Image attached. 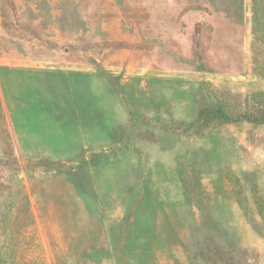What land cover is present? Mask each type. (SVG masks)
Returning <instances> with one entry per match:
<instances>
[{"label": "rangeland", "instance_id": "374dc122", "mask_svg": "<svg viewBox=\"0 0 264 264\" xmlns=\"http://www.w3.org/2000/svg\"><path fill=\"white\" fill-rule=\"evenodd\" d=\"M208 105L264 113V0H0V264H264V122Z\"/></svg>", "mask_w": 264, "mask_h": 264}, {"label": "trees", "instance_id": "16d2710c", "mask_svg": "<svg viewBox=\"0 0 264 264\" xmlns=\"http://www.w3.org/2000/svg\"><path fill=\"white\" fill-rule=\"evenodd\" d=\"M195 120L198 124L202 125H209L214 122H236L239 120L264 122V113L258 115L239 113L235 115L228 112L222 105H208L198 110Z\"/></svg>", "mask_w": 264, "mask_h": 264}]
</instances>
